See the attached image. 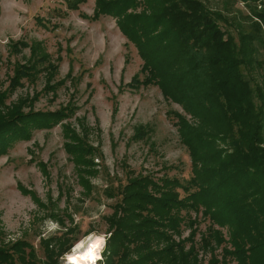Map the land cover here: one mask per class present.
<instances>
[{
  "label": "trees",
  "instance_id": "1",
  "mask_svg": "<svg viewBox=\"0 0 264 264\" xmlns=\"http://www.w3.org/2000/svg\"><path fill=\"white\" fill-rule=\"evenodd\" d=\"M62 1L68 10L85 2ZM211 1L95 0L89 18L112 17L141 60V77L133 75L125 86L156 85L164 100L180 107L181 112L166 114L174 119L190 163L187 177L168 175L170 165L154 175L123 163L124 180L103 189L105 196L117 199L104 216L97 264H201L198 247L210 251L207 264H264V0ZM10 46L14 52L27 47L30 59L15 63L7 86L0 88V155L14 142L29 140L34 130L59 124L76 183L89 195L102 153L87 139L80 117H75L80 131L68 121L74 103L34 109L36 92L6 103L23 79L32 81L40 71L46 78L43 92L58 88L61 80L49 83L56 61L40 42L20 39ZM253 71L258 80L252 86L247 75ZM151 131L148 124L137 125L132 136ZM18 189L47 207L34 191ZM46 216L61 231L39 238L42 257L28 240H5L0 231V264H57L77 239L65 216L54 211ZM199 220L206 221L202 230Z\"/></svg>",
  "mask_w": 264,
  "mask_h": 264
},
{
  "label": "rangeland",
  "instance_id": "2",
  "mask_svg": "<svg viewBox=\"0 0 264 264\" xmlns=\"http://www.w3.org/2000/svg\"><path fill=\"white\" fill-rule=\"evenodd\" d=\"M236 6L241 7L238 3ZM94 7L95 0H85L73 10H68L62 0H0V88L7 86L15 63L30 59L27 47L11 51V43L20 39L40 42L57 63L49 83L61 80L58 88L43 92L46 78L40 71L32 81L23 79L22 86L14 88L6 103L35 92L38 98L34 109L53 110L68 100L73 102L75 111L68 121L80 131L75 120L80 117L87 139L98 145L102 153L99 172L90 179L93 188L89 195L82 194L76 183L72 163L62 147L59 124L34 130L29 140L14 142L0 155L2 236L5 240H28L41 258L39 238L61 231V225L47 213L54 211L65 216V223L73 228L71 234L77 240L71 250L57 258V264H66L90 236H98L104 243V216L111 211L117 195L107 197L103 189L106 184L115 187L124 180V164L135 172L154 175L165 170L162 165L173 167L166 170L170 176L187 177L190 173L187 150L179 142L174 119L166 114L168 110L181 112L180 107L164 100L156 85L125 86L139 73L141 60L112 17L89 18ZM260 57H264V50ZM247 76L252 86L258 80L257 71ZM146 124L152 130L148 135L132 136L135 126ZM18 185L34 191L47 207L37 206L28 195L20 193ZM205 224L199 220L198 228L202 230ZM187 233L186 228L182 236ZM195 241L198 243L197 235ZM198 250L201 264H207L210 251L201 247ZM219 251L215 248L213 252L218 255Z\"/></svg>",
  "mask_w": 264,
  "mask_h": 264
},
{
  "label": "bare ground",
  "instance_id": "3",
  "mask_svg": "<svg viewBox=\"0 0 264 264\" xmlns=\"http://www.w3.org/2000/svg\"><path fill=\"white\" fill-rule=\"evenodd\" d=\"M103 240L98 236H90L84 244L71 255L67 264H92L101 259Z\"/></svg>",
  "mask_w": 264,
  "mask_h": 264
},
{
  "label": "built area",
  "instance_id": "4",
  "mask_svg": "<svg viewBox=\"0 0 264 264\" xmlns=\"http://www.w3.org/2000/svg\"><path fill=\"white\" fill-rule=\"evenodd\" d=\"M71 249H72V247H71ZM71 249H70V250H71ZM65 254H66V253H65ZM65 254H64V255H65ZM64 255H63V257H64ZM65 263H66V259H65ZM66 264H67V263H66ZM92 264H96V262H94V263H92Z\"/></svg>",
  "mask_w": 264,
  "mask_h": 264
}]
</instances>
